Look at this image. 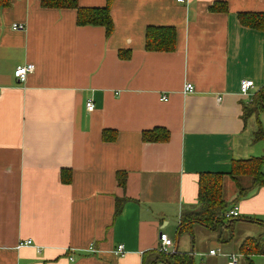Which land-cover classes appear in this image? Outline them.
<instances>
[{
    "label": "crops",
    "instance_id": "crops-1",
    "mask_svg": "<svg viewBox=\"0 0 264 264\" xmlns=\"http://www.w3.org/2000/svg\"><path fill=\"white\" fill-rule=\"evenodd\" d=\"M241 14H264V0H114L110 36L39 0L0 9V264H175L158 251L160 233L194 264L195 254L199 264L228 263L208 252L237 253L250 237L227 250L228 224L179 227L197 206L201 174L264 156V110L247 115L264 90V33L241 25ZM148 27L173 28L174 51H146ZM27 64L34 71L19 83L14 71ZM243 80L254 83L247 97ZM157 128L166 143L142 141ZM237 193L225 178L224 199L239 212L232 227L264 234V186Z\"/></svg>",
    "mask_w": 264,
    "mask_h": 264
},
{
    "label": "trees",
    "instance_id": "trees-1",
    "mask_svg": "<svg viewBox=\"0 0 264 264\" xmlns=\"http://www.w3.org/2000/svg\"><path fill=\"white\" fill-rule=\"evenodd\" d=\"M42 8L45 9H74L76 10L77 26H93L104 28L105 35L110 36L113 31V22L110 16V7L114 0H106L104 8L88 9L79 8L78 0H39ZM9 5V0H0V9ZM211 11H218V5L213 4ZM226 11V8H225ZM241 25L258 30L264 33V14H241L239 15ZM175 30L165 27H148L145 34V50L148 52H173L175 49ZM121 59L128 58L126 53H119ZM251 110L247 115L256 112V108L264 110V90L255 97ZM258 113V112H257ZM106 132L102 133V138L107 139ZM258 140H264V133L259 126L256 133ZM169 140V133L165 129L157 128L152 131L142 133V141L145 143H166ZM64 183L68 180L63 177ZM230 178L237 186L238 193L236 201L246 197L253 190L264 186V156L253 157L248 160H235L231 164V170L228 174L205 173L199 176L197 206L189 213H183L179 233L190 230L194 223L206 227L215 228L218 224H228L229 229L233 227L234 219H226L225 214L232 208L223 196V182L225 178ZM119 185L124 186L118 175ZM246 182V185L243 183ZM234 201L232 204L236 202ZM234 208V207H233ZM232 237L228 238L230 240ZM242 255L240 260L252 264L251 257L264 256V234L257 237L246 238L238 249ZM193 255L190 254H169L165 259L173 260L175 264H194ZM172 263V261H171Z\"/></svg>",
    "mask_w": 264,
    "mask_h": 264
},
{
    "label": "built area",
    "instance_id": "built-area-1",
    "mask_svg": "<svg viewBox=\"0 0 264 264\" xmlns=\"http://www.w3.org/2000/svg\"><path fill=\"white\" fill-rule=\"evenodd\" d=\"M178 2H182V0H177ZM15 29L22 28L21 26L14 25ZM34 71V65L27 64L24 66H19L14 71V77L19 83H24L29 74ZM254 88V83L251 80H243L240 83L239 94L243 97H247L250 94V91ZM194 90L191 84H187L185 86V92H192ZM85 108L88 111H92L94 109V104L92 101L88 100L85 103ZM239 212L237 207L230 209L226 214V219L238 218ZM32 241L26 240L18 243V248L22 246L31 245ZM158 251L162 255L173 254L175 251L173 250V241L164 233H160L158 237ZM125 254L123 245L117 246L115 249L114 255L118 257H123ZM209 256H223L228 260L227 264H239L242 255L239 253H226L221 249H213L208 252Z\"/></svg>",
    "mask_w": 264,
    "mask_h": 264
},
{
    "label": "rangeland",
    "instance_id": "rangeland-1",
    "mask_svg": "<svg viewBox=\"0 0 264 264\" xmlns=\"http://www.w3.org/2000/svg\"><path fill=\"white\" fill-rule=\"evenodd\" d=\"M264 118V115L262 116ZM254 123V120L251 119L249 120V124H253ZM263 124V133H264V122H262ZM260 145V144H259ZM226 197H229V194L226 193ZM239 224V222H235V225ZM260 230V228H258L257 226H240V225H237L235 226L234 228H232L231 232H232V240L229 242V243H226V244H222L225 249L227 250H235L237 249V247L239 246V244H241V242L245 239V237H254V236H257L258 234V231ZM228 233L230 232V230L227 231ZM203 261V259H201L199 256H197L195 254V261H196V264H197V261H198V264L200 261ZM201 263V262H200Z\"/></svg>",
    "mask_w": 264,
    "mask_h": 264
}]
</instances>
